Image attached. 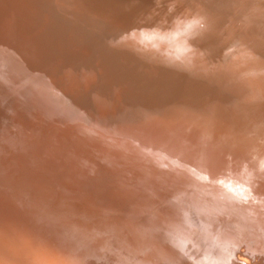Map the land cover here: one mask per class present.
Masks as SVG:
<instances>
[{
    "label": "rangeland",
    "instance_id": "rangeland-1",
    "mask_svg": "<svg viewBox=\"0 0 264 264\" xmlns=\"http://www.w3.org/2000/svg\"><path fill=\"white\" fill-rule=\"evenodd\" d=\"M39 1L0 0V264H264V0Z\"/></svg>",
    "mask_w": 264,
    "mask_h": 264
},
{
    "label": "bare ground",
    "instance_id": "bare-ground-1",
    "mask_svg": "<svg viewBox=\"0 0 264 264\" xmlns=\"http://www.w3.org/2000/svg\"><path fill=\"white\" fill-rule=\"evenodd\" d=\"M26 1H27V0H26ZM31 1L35 2L36 0H31ZM37 1H38V0H37ZM40 1H41V3H42V1L44 2V0H40ZM40 1H39V2H40ZM57 1H58V0H57ZM63 1H64V0H63ZM75 1H76V0H75ZM85 1H86V0H83V2H82V0H81L80 2H79V1H77V2H79V5H80L81 7H83V6L85 5V3H86V6H85V7H87V8H84V7H83V9H87V10H84L85 12L91 10V13H92V14L89 12L91 15H93V13H94V12H92L93 9L96 8L97 11H99L98 8L96 7L97 5H99L100 3H102V5H103V4H104V5L107 4V2H105L106 4L103 2L104 0H102V2H101V0H100V3L97 4V3H98V0H97V3L94 4V5H96V6H94L93 3H94L96 0H95V1L93 0L94 2L91 1V2H93L91 5H93L94 7H92L91 5H90V6H87V5H89V4L91 3L90 0H87L86 2H85ZM105 1H107V0H105ZM117 1H118V0H117ZM126 1H127V0H126ZM131 1H132V0H131ZM140 1H141V0H140ZM143 1H144V0H143ZM151 1H152V0H151ZM157 1H158V0H157ZM230 1H232V0H230ZM234 1H235V0H234ZM39 2H38V3H39ZM46 2H48V4H49V1H48V0H47ZM46 2H45V3H46ZM69 2H70V1H69ZM73 2H74V0H73ZM81 2H82L84 5H83ZM87 2H89V4H87ZM108 2H109V1H108ZM121 2L124 3L123 0H122ZM129 2H130V1H129ZM136 2H137V1H136ZM147 2H148V1H147ZM213 2H214V1H213ZM213 2H212V3H213ZM215 2H216V1H215ZM220 2H222V1H220ZM232 2H233V1H232ZM23 3H26V2H23ZM38 3H37V4H38ZM45 3H44V4L42 3L41 5H44V6L47 5V4H45ZM51 3L54 4L53 7H54V6H55V7H56V6L58 7V5L55 4V3H57L56 1L53 2V0H51ZM109 3H111V2H109ZM109 3H108V4H109ZM131 3H132V2H131ZM131 3H130V4H131ZM145 3H146V0H145L144 4H145ZM230 3H231V2H230ZM233 3H234V2H233ZM26 4H27V3H26ZM31 4H32V3H31ZM37 4H36V5H37ZM57 4H59V2H58ZM61 4H62V2H61ZM64 4H65V3H64ZM71 4H72V3H71ZM73 4H74V3H73ZM81 4H82L83 6H82ZM108 4H107V5H108ZM111 4H112V3H111ZM132 4H133V3H132ZM136 4H137V3H136ZM144 4H142V7H143V8H145ZM146 4H147V3H146ZM146 4H145V5H146ZM149 4H150V2H149ZM185 4H186V3H185ZM225 4H226V2H225ZM263 4H264V3H263ZM34 5H35V4H34ZM34 5H33V6H34ZM39 5H40V4H38V7H39ZM77 5H78V4H77ZM79 5L77 6V7H79V9H77V10H83L82 8H80ZM102 5H99V6H101V8H99V9H101V11H100L101 14H105V12H108V13H109L110 9H109V11H108V9H107V10H105V9L111 7V5L109 4V5H110L109 7L106 5L105 9H104V7H103ZM124 5H125V4H124ZM196 5H197V4H196ZM216 5H217V4H216ZM221 5H222V4H221ZM221 5H220V6H221ZM30 6H31V5H30ZM44 6H42V7L40 6V7L43 8V10H44V9H45ZM65 6H66V5H65ZM67 6H69V4H68ZM72 6H73V5H72ZM113 6H114V5H113ZM113 6H112V8H113ZM139 6H140V8H142L141 5H139ZM218 6H219V5H218ZM224 6H225V5H224ZM25 7H26V6H25ZM27 7H28V5H27ZM47 7H48V5H47ZM50 7H51V6H50ZM57 7H56V9H57ZM61 7H62V6L60 5L59 8H61ZM102 7H103V9H102ZM146 7H147V5H146ZM210 7H211V6H210ZM215 7H216V6H215ZM222 7H223V6H222ZM229 7H230V6H229ZM229 7H228V8H229ZM243 7H244V6H243ZM34 8H36V7H34ZM41 8H40V10H41ZM64 8H65V7H64ZM66 8H67V7H66ZM70 8H71V7H70ZM88 8H91V9L88 10ZM92 8H93V9H92ZM112 8H111V9H112ZM114 8H115V6H114ZM116 8H117V9H116ZM116 8H115L116 10H118V8L120 9L119 6H116ZM133 8H134V7H133ZM135 8H136V7H135ZM135 8L132 9V10H135ZM140 8H136V9L139 10ZM143 8L140 9V10H143V11H144ZM223 8H225V7H223ZM238 8H239V7H238ZM256 8H257V7H256ZM27 9H28V8H27ZM27 9H26V10H27ZM54 9H55V8H54ZM54 9L51 8L49 11L53 10L52 12H53V14H54V11H55ZM115 9H112V10H115ZM196 9H197V8H196ZM249 9H250V8H249ZM26 10H25V11H26ZM36 10L38 11V9H36ZM36 10H34V11H36ZM43 10H42V11H43ZM45 10H47V12L49 13V11H48L47 8H46ZM45 10H44V11H45ZM62 10H63V7H62ZM112 10H111V11H112ZM140 10H139V12H140ZM198 10H199V9H198ZM239 10H240V9H239ZM19 11H20V10H19ZM28 11H29V10H28ZM32 11H33V10H32ZM44 11H43V12H44ZM57 11H58V9H57ZM63 11H64V10H63ZM68 11H71V10H68ZM84 11H83V12H84ZM97 11L95 10V13H96ZM104 11H105V12H104ZM118 11H120V10H118ZM118 11H117V12H118ZM121 11H122V8H121ZM121 11L118 12V14H120ZM123 11H124V10H123ZM123 11H122V12H123ZM127 11H128V12L130 11L131 13L134 14V12L131 11V10H127ZM127 11H125V12H127ZM145 11H146V10H145ZM202 11H204V10H202ZM223 11H224V9H223ZM248 11H249V10H248ZM254 11H255V10H254ZM259 11H260V10H259ZM45 12H46V11H45ZM80 12H81V13H80L81 15L84 14L82 11H80ZM102 12H103V13H102ZM125 12H124V13H125ZM141 12H142V11H141ZM186 12H187V11H186ZM226 12H227V11H226ZM29 13H30V12H29ZM32 13H33V12H32ZM48 13H47V15H49ZM58 13H59V12H58ZM82 13H83V14H82ZM112 13H114V11H112ZM142 13H144V12H142ZM210 13H211V12H210ZM27 14H28V13L26 12V15H27ZM53 14H50L49 17H50V16H56V18H57V15H53ZM55 14H56V13H55ZM59 14H60V13H59ZM61 14H62V13H61ZM61 14H60V15H61ZM65 14H66V13H65ZM65 14H64V15H65ZM76 14H79V11H78V13H76ZM80 14H79V15H80ZM87 14H88V13H87ZM90 14H88L89 16H85V15H84V16H82V18H84V17H88V19H89L90 16H91ZM97 14H98V13H97ZM97 14H96V15H97ZM106 14H107V13H106ZM116 14H117V13H116ZM121 14H122V13H121ZM127 14H128V13H127ZM133 14H132V15H133ZM135 14H136V11H135ZM135 14H134V15H135ZM139 14L141 15V13H138V16H135V17H137V19H135V20L132 19V18H134V17H132V15L130 16L131 18H130L129 16H127V17H129L131 20H130L129 18H127L126 16H125V18H127V19H125L124 17H122V18H124V19L126 20L125 22H124V21H121L122 19H120V18H119L120 20H119V19H118V20L121 21V23L124 22V25H125V26H126V22H127L128 20H129L130 22L133 20V21L135 22L134 24H138V23H136V20H137V22H141V19H140V21H138V20H139V19H138ZM147 14H148V13H147ZM150 14H151V13H150ZM155 14H156V13H155ZM159 14H160V13H159ZM166 14H167V13H166ZM185 14H186V13H185ZM216 14H217V13H216ZM235 14H236V13H235ZM98 15H100V13H99ZM98 15H97V16H98ZM107 15H108V14H107ZM110 15H111V14H110ZM125 15H126V13H125ZM129 15H130V13H129ZM218 15H219V14H218ZM260 15H261V14H260ZM28 16H29V15H28ZM69 16H70V14H69ZM77 16H78V15H77ZM97 16H96V17H97ZM103 16H104V15H102V17H101V16H99V17H101V19L104 20ZM160 16H161V14H160ZM170 16H171V15H170ZM189 16H190V15H189ZM207 16H208V15H207ZM210 16H211V15H210ZM212 16H213V14H212ZM212 16H211V17H212ZM49 17H47V18L49 19ZM58 17H60V16H58ZM80 17H81V16H79V18H78V17H77V18L80 20ZM96 17L94 16V22H97L96 20H97L98 17H97V18H96ZM104 17H105V16H104ZM112 17H113V16H112ZM114 17H115V16H114ZM116 17H117V15H116ZM141 17H142V16H141ZM204 17H205V16H204ZM211 17H210V18H211ZM220 17H221V16H220ZM220 17H219V18H220ZM45 18H46V17H45ZM47 18H46V19H47ZM56 18H54L53 20H55ZM82 18H81V19H82ZM91 18H92V16H91ZM153 18H154V17H153ZM172 18H173V17H172ZM67 19H68V18H67ZM85 19H87V18H85ZM95 19H96V20H95ZM99 19H100V18H98V21H99ZM101 19H100V21H103V20H101ZM112 19H113V18H112ZM112 19H111V20H112ZM208 19H209V18H208ZM212 19H213V18H212ZM212 19H211V20H212ZM51 20H52V19H51ZM79 20H78V21H79ZM82 20H84V19H82ZM82 20H80V21H82ZM109 20H110V19H109ZM109 20H107V21H109ZM151 20H152V19H151ZM246 20H247V19H246ZM30 21H31V22H28V23L31 24L33 21H32V20H30ZM48 21H49V20H48ZM56 21H57V19L55 20V22H56ZM85 21H86V20H85ZM85 21H83V22H81V23L83 24ZM89 21H90V19H89ZM92 21H93V20H92ZM100 21H99V22H100ZM105 21H106V19H105ZM105 21H103V24H102L101 26H105V25H104ZM107 21H106V22H107ZM129 21H128L127 24H128V25H130V24L132 25L133 21H132V23H130ZM153 21H154V20H153ZM159 21H160V20H159ZM173 21H174V20H173ZM209 21H210V19H209ZM215 21H216V20H215ZM59 22H60V21L58 20V23H59ZM70 22H71V21H70ZM74 22H75V21H74ZM149 22H150V21H149ZM253 22H254V21H253ZM77 23H78V22H77ZM79 23H80V22H79ZM81 23H80V24H81ZM87 23H89V22H87ZM92 23H93V22H92ZM97 23H98V22H97ZM107 23H108V22H107ZM117 23H118V22H117ZM119 23H120V22H119ZM119 23H118V25H119ZM129 23H130V24H129ZM141 23H142V22H141ZM210 23H211V22H210ZM61 24H62V23H61ZM80 24H79V25H80ZM99 24H101V22H100ZM109 24H110V22H109ZM115 24H116V22H115ZM134 24H133V26H134ZM208 24H209V23H208ZM236 24H237V23H236ZM28 25H29V24H28ZM55 25H56V24H55ZM59 25H60V23H59ZM72 25H73V24H72ZM74 25H75L74 28H75V31H76V32H78L77 30H78L79 27H80V28H81V27L83 28V25L79 26L78 28H76V24H74ZM91 25H92V24H90V26H91ZM106 25H108V24H106ZM113 25H114V24H113ZM122 25H123V24H122ZM233 25H234V24H233ZM66 26H67V25H66ZM70 26H71V25H70ZM84 26H86V27L89 28V24L86 25V24L84 23ZM92 26H93V27H90V28H92V30H93V28H95L96 26H98L99 29H100V25H97L96 23H95V25L93 24ZM116 26H117V24H116ZM116 26H115V27H114V26H113V27L111 26V27L114 28V29L116 28V30H114V31L119 30V27H120V26H118V29H117ZM133 26H131V27H133ZM137 26H138V25H137ZM140 26H142V25H139L138 27H140ZM178 26H179V25H178ZM205 26H206V25H205ZM244 26H245V25H244ZM250 26H251V25H250ZM49 27H50V26H49ZM56 27H57V25H56ZM59 27L62 28V27H65V26H61V25H60ZM86 27H84V28L86 29ZM98 27H97V28H98ZM105 27H106V26H105ZM131 27L128 29V26H127V27H126V28H127L126 30H132ZM200 27H201V26H200ZM242 27H243V26H242ZM254 27H256V26H254ZM72 28H73V27H72ZM80 28H79V33H77L76 36H78V35L80 34V32H81V31H80ZM84 28H83V29H84ZM97 28H96V31L94 30L95 32H97ZM103 28H104V27H103ZM107 28H108V30L111 29V31H112V28H110V26H108ZM120 28H121V27H120ZM122 28L124 29L125 27L122 26ZM140 28H141V27H140ZM171 28H172V27H171ZM181 28H182V27H181ZM206 28H207V27H206ZM210 28H211V27H210ZM257 28H258V26H257ZM56 29H57V28H56ZM64 29H65V28H64ZM83 29H81V30H83ZM85 29H84V30H85ZM99 29H98V30H99ZM101 29H102V28H101ZM101 29H100V31H101ZM133 29H134V27H133ZM135 29H136V31H137V29H138V28L136 27V25H135ZM151 29H152V28H151ZM168 29H169V28H168ZM200 29H201V28H200ZM232 29H233V28H232ZM245 29H246V28H245ZM57 30H58V29H57ZM65 30L67 31V29H65ZM84 30H83L82 32H84ZM86 30L90 31L89 29H86ZM86 30H85V31H86ZM102 30H103V29H102ZM105 30L107 31V29H104V31H102V33H103L102 35H105V33H106ZM142 30H143V29H142ZM142 30H141V31H142ZM155 30H156V29H155ZM178 30H179V29H178ZM182 30H183V29H182ZM257 30H258V29H257ZM58 31H60V30H58ZM72 31H73V29H72ZM88 31H87L86 33H88ZM123 31H124V30H123ZM133 31H135V30H132V33H131V34H134V33H135V32H133ZM156 31H157V30H156ZM183 31H184V30H183ZM183 31H182V32H183ZM258 31H259V30H258ZM260 31H261V30H260ZM90 32H93V31H90ZM90 32H89V33H90ZM104 32H105V33H104ZM112 32H113V31H112ZM138 32H139V30H138ZM165 32H166V31H165ZM171 32H174V31H171ZM179 32H180V31H179ZM184 32H185V31H184ZM186 32H187V31H186ZM188 32H189V31H188ZM193 32H194V31H193ZM219 32H220V31H219ZM70 33H73V32H70ZM86 33L84 32L83 34H86ZM100 33H101V32H100ZM129 33H130V32H129ZM136 33H137V32H136ZM139 33H140V32H139ZM176 33H177V32H176ZM202 33H203V31H202ZM256 33H257V32H256ZM262 33H263V32H262ZM60 34H61V33H60ZM83 34H81V35H83ZM95 34H96V33H95ZM106 34H107L108 36L105 35V38H106V39L104 38L103 41H104V40H108L109 37L111 38V35L109 36V33H106ZM110 34H112V33H110ZM143 34H144V32H143ZM165 34H166V33H165ZM177 34H178V33H177ZM180 34H181V32H180ZM72 35H73V34H72ZM74 35H75V32H74ZM81 35H80V36H81ZM86 35H87V34H86ZM86 35H83L84 38H86ZM93 35H94V32H93ZM102 35H101V36H102ZM112 35H113V34H112ZM147 35H148V34H147ZM174 35H175V33H174ZM183 35H184V34H183ZM188 35H189V34H188ZM69 36H70V35H69ZM90 36H92V35H90ZM116 36H118V35H116ZM138 36H139V34H138ZM144 36H145V35H144ZM193 36H194V35H193ZM196 36H197V35H196ZM216 36H217V35H216ZM257 36H258V35H257ZM44 37H45V36H44ZM59 37H60V36H59ZM59 37H58V38H59ZM73 37H74V36H73ZM103 37H104V36H102V38H103ZM107 37H108V38H107ZM112 37H114V35H113ZM120 37H121V36H120ZM174 37H175V36H174ZM178 37H179V34H178ZM184 37H185V36H184ZM233 37H234V36H233ZM42 38H43V37H42ZM70 38H71V37H70ZM82 38H83V37H82ZM84 38H83V41H84ZM88 38H89V37H88ZM91 38H92V37H90V40H91ZM99 38H100V37H99ZM114 38H115V37H114ZM230 38H231V37H230ZM73 39H75V37H74ZM76 39H78V37H76ZM76 39H75V40H76ZM86 39H87V38H86ZM92 39H93V38H92ZM111 39H112V38H111ZM111 39H109V40H111ZM115 39L118 40L117 38H115ZM115 39H114V41H115ZM173 39H174V38H173ZM177 39H180V38H177ZM177 39H176V40H177ZM210 39H211V38H210ZM235 39H236V37H235ZM237 39H238V38H237ZM261 39H262V37H261ZM49 40H50V39H49ZM79 40H80V39H79ZM109 40H108V41H109ZM176 40H175V41H176ZM191 40H192V39H191ZM218 40H220V39H218ZM227 40H228V39H227ZM248 40H249V39H248ZM251 40H253V39H251ZM263 40H264V39H263ZM263 40H262V41H263ZM72 41H73V40H72ZM77 41H78V40H77ZM83 41L81 40V42H83ZM87 41H88V40H86L85 42L87 43ZM92 41H94L93 44H95V42H96V41H99V40H96V41H95V40L93 39ZM108 41H107V42H108ZM124 41H125V40H124ZM134 41H135V40H134ZM182 41H183V39H182ZM198 41H199V40H198ZM225 41H226V40H225ZM238 41H239V40H238ZM65 42L67 43L66 40H65ZM75 42H76V41H75ZM105 42H106V41H105ZM105 42H102V44H104ZM118 42H119V40H118ZM137 42H138V41H137ZM170 42H172V41H170ZM195 42H196V41H195ZM204 42H205V41H204ZM216 42H217V41H216ZM230 42H231V41H230ZM234 42H235V41H234ZM83 43H84V42H83ZM86 43H84V44H86ZM98 43H99V45H100L101 42H97V45H98ZM113 43H114V42H113ZM132 43H133V42H132ZM176 43H177V42H176ZM183 43H185V42H182V45H184ZM76 44H77V43H76ZM79 44H80V42H79ZM81 44H82V43H81ZM81 44H80V46H81ZM89 44H90V42L87 44L90 48H93V49L96 50L95 47H96L97 45H96L95 47H94V45H93V47H92V45L90 46ZM118 44L121 45L120 42H119ZM118 44H117V41H116L115 46L117 47ZM149 44H150V43H149ZM180 44H181V43H180ZM248 44H250V42H249ZM263 44H264V43H263ZM104 45H105V44H104ZM104 45H103V46H104ZM107 45H109V44H107ZM145 45H146V44H145ZM151 45H152V44H151ZM185 45H186V43H185ZM187 45H188V44H187ZM187 45H186V47H187ZM190 45H191V44H190ZM215 45H216V44H215ZM232 45H233V44H232ZM241 45H242V44H241ZM255 45H256V44H255ZM100 46H102V45H100ZM103 46L101 47L102 50H100V52L103 51ZM121 46H122V47H121ZM121 46H120V49L118 48L120 51H121L123 48H125L124 46H126V45H123V44H122ZM179 46H180V45H179ZM217 46H218V45H217ZM222 46H223V44H222ZM249 46H250V45H249ZM39 47H40V46H39ZM39 47H38V48H39ZM42 47H43V46H42ZM82 47H85V46H82ZM109 47H110V46H109ZM116 47H114V48L116 49ZM167 47H168V46H167ZM176 47H178V46H176ZM101 48H99V49H101ZM106 48H107V47H106ZM121 48H122V49H121ZM141 48H142V47H141ZM179 48H180V47H179ZM192 48H193V47H192ZM201 48H202V47H201ZM212 48H213V47H212ZM239 48H240V47H239ZM36 49H37V48H36ZM80 49H81V48H80ZM93 49H92V50H93ZM97 49H98V47H97ZM108 49H109V48H108ZM111 49H113V48H111ZM118 49H116V50H118ZM127 49H128V47H127ZM130 49H131V48H130ZM176 49H178V48H176ZM216 49H217V48H216ZM236 49H237V47H236ZM236 49H234V50H236ZM82 50H83V48H82ZM86 50H87V49H86ZM88 50H89V48H88ZM105 50H107V49H105ZM116 50H114V52H115ZM171 50H172V49H171ZM229 50H230V49H229ZM254 50H255V49H254ZM39 51H41V50H39ZM83 51H84V50H83ZM90 51H91V49H90ZM93 51H94V50H93ZM97 51H98V50H97ZM97 51H96V52H97ZM122 51H123V52H122ZM122 51H121L122 53L126 52V51H124V50H122ZM153 51H154V50H153ZM188 51H189V50H188ZM188 51H186V52H188ZM190 51H191V50H190ZM210 51H211V50H210ZM221 51H222V50H221ZM221 51H220V52H221ZM246 51H247V50H246ZM44 52H45V51H44ZM70 52H71V51H70ZM75 52H76V51H75ZM84 52H85V51H84ZM94 52H95V51H94ZM100 52H99V53H100ZM116 52H117V53H116ZM116 52H115V53H116L117 55L121 53V52L118 53V51H116ZM127 52H128V51H127ZM166 52H167V51H166ZM170 52H171V51H170ZM181 52L184 53L183 51H181ZM186 52H185V53H186ZM193 52H194V51H193ZM198 52H199V51H197V53H198ZM201 52H202V51H201ZM236 52H241V51L237 50ZM236 52H234L235 55H236ZM38 53H39V52H38ZM76 53H78V51H77ZM99 53L96 54V55H97V56H98V55H101V57H102V54H104V53H106V52L104 51V53H102V54H99ZM109 53H110V52H108V54H105V55L108 56V55H110ZM111 53H112V52H111ZM115 53H114V55L111 54V56H114V58H115V56H116ZM122 53H121V54H122ZM179 53H180V52H179ZM182 53H181V55H184V54H185V53H184V54H182ZM189 53H190V52H189ZM194 53H195V52H194ZM194 53H193V54H194ZM216 53H217V52H216ZM221 53H222V52H221ZM232 53H233V52H231V55L234 56V54H232ZM79 54H80V53H79ZM92 54H93V53H91V56H92ZM121 54H120V55H121ZM125 54H128V53H125ZM157 54H158V53H157ZM186 54H187V53H186ZM211 54H212V53H211ZM211 54H210L209 57L212 59ZM238 54H239V53H238ZM73 55H74V54H73ZM75 55H76V54H75ZM82 55H83V54H82ZM86 55H87V54H86ZM93 55H94V57H93V56H92V57L95 58V57H96L95 54H93ZM123 55H124V54H122V56H123ZM170 55H171V54H170ZM187 55H188V54H187ZM187 55H186V56H187ZM196 55H197V54H196ZM199 55H200V54H199ZM240 55H241V54H240ZM37 56H38V55H37ZM89 56H90V55H89ZM103 56H104V55H103ZM111 56H110V57H111ZM126 56H127V55H126ZM126 56H123V57H125V58L128 57V58H129V56H127V57H126ZM167 56H169V54L166 55V57H167ZM191 56H193V55H191ZM203 56H204V55H203ZM207 56H208V55H207ZM212 56H213V58L215 57L214 54H213ZM217 56H218V55H217ZM217 56H216V58H218V57L220 58V53H219V56H218V57H217ZM221 56H222V54H221ZM225 56H226V55H225ZM78 57H79V56H78ZM83 57L85 58V56H83ZM104 57H105V56H104ZM120 57H121V56H120ZM120 57H119V55H118V57H117L118 60H119ZM123 57H122V59H124ZM132 57H133V56H132ZM135 57H136V56H135ZM163 57H164V56H163ZM172 57H173V56H172ZM187 57H188V56H187ZM235 57H236V56H235ZM63 58H64V57H63ZM69 58H70V57H69ZM87 58H88V57H87ZM90 58H91V57H90ZM102 58H103V57H102ZM108 58H109V57H108ZM108 58H106V59H107V60H112V59H108ZM111 58H113V57H111ZM128 58H127V59H128ZM151 58H152V57H151ZM164 58H165V57H164ZM169 58H170V57H169ZM179 58H180V57H179ZM195 58H196V57H195ZM210 58H208V59H210ZM227 58H228V56H227ZM227 58H226V59H227ZM230 58H232V57L229 56L228 59H230ZM239 58H240V57H239ZM243 58H244V57H243ZM91 59H92V58H91ZM141 59H142V58H141ZM146 59H147V58H146ZM183 59H184V58H182V60H183ZM198 59H200V58H198ZM208 59L206 58V60H208ZM226 59L224 60V62H226ZM228 59H227V62L231 61V60L228 61ZM237 59H238V58H237ZM78 60H80V59H78ZM104 60H105V59H104ZM114 60H115V59H114ZM118 60H117V61H118ZM120 60H121V59H120ZM167 60H168V57H167ZM193 60H194V59H193ZM202 60H203V59H202ZM214 60H215V59H214ZM216 60H217V59H216ZM64 61H65V60H64ZM88 61H89V59H88ZM92 61H93V60H92ZM135 61H136V60H135ZM140 61H141V60H140ZM144 61H145V60H144ZM170 61H171V60H169V62H170ZM172 61H173V60H172ZM190 61H191V60H190ZM210 61H212V60H210ZM218 61H219V64H221V63L224 64V62H220V61H223V60L220 59V60H218ZM80 62H81V61H80ZM108 62H109V61H108ZM112 62H113V60H112ZM159 62H160V61H159ZM183 62L185 63V61H183ZM183 62H182V64H184ZM204 62H205V61H204ZM208 62H209V61H208ZM213 62H215V63H213ZM213 62H212L211 64L215 65L217 61H213ZM101 63H102V62H101ZM109 63H110V62H109ZM109 63H108V65H109ZM117 63H118V62H117ZM120 63H121V62H120ZM129 63H131V62H129ZM129 63H128V65H129ZM171 63H172V62H171ZM193 63H194V62H193ZM197 63H198V62H197ZM202 63H203V62H202ZM229 63H231V62H229ZM229 63H226V64H229ZM240 63H241V62H240ZM94 64H95V63H94ZM143 64H144V63H143ZM147 64H148V63H147ZM149 64H150V63H149ZM164 64H165V63H164ZM166 64H167V63H166ZM186 64H187V63H186ZM186 64H184V66H185ZM204 64H207V63L205 62ZM223 64H222V65H223ZM87 65H88V64H87ZM153 65H154V63H153ZM160 65H162V64L160 63ZM160 65H159V66H160ZM175 65H176V64H175ZM187 65H188V64H187ZM189 65H190V64H189ZM200 65H201V64H199V66H200ZM213 65H212V66H213ZM232 65H233V64H232ZM118 66H119V65H118ZM120 66H121V65H120ZM124 66H125V65H124ZM124 66H123V67H124ZM147 66H148V65H147ZM147 66H146V67H147ZM149 66H151V65H149ZM165 66H166V65H165ZM170 66H171V64H170ZM179 66H180V64L178 65V67H179ZM184 66H183V67H184ZM192 66H193V65H192ZM215 66H216V65H215ZM224 66H226V65L224 64L223 67H224ZM227 66H228V65H227ZM82 67H84V65H83ZM103 67H104V66H103ZM146 67H145V68H146ZM156 67H157V66H156ZM163 67H164V65H163ZM171 67L173 68V64H172ZM175 67H176V66H175ZM185 67H186V66H185ZM187 67H188V66H187ZM189 67H191V66H189ZM195 67H196V66H195ZM197 67H198V65H197ZM204 67H205V66H204ZM210 67H211V66H210ZM220 67H222V66H220ZM233 67H234V66H233ZM117 68H118V67H117ZM167 68H168V67H167ZM200 68H201V67H200ZM115 69H116V68H115ZM131 69H132V68H131ZM146 69H147V68H146ZM149 69H150V68H149ZM155 69H156V68H155ZM168 69L170 70V68H168ZM182 69H183V68H182ZM184 69H186V68H184ZM189 69H190V68H189ZM205 69H207V71L209 70L208 67L205 68ZM215 69H216V68H215ZM227 69H228V68H227ZM151 70H152V69H151ZM165 70H166V69H165ZM178 70H179V68H178ZM200 70H201V69H200ZM200 70H199V72H200ZM202 70H203V69H202ZM219 70H220V69H219ZM228 70H229V69H228ZM234 70H235V69H234ZM257 70H258V69H257ZM122 71H123V70H122ZM171 71H172V70H171ZM174 71H175V70L173 69V72H174ZM212 71H213V70H212ZM214 71H215V70H214ZM224 71H225V70H224ZM226 71H227V70H226ZM254 71H255V70H254ZM254 71H253V72H254ZM262 71H263V70H262ZM123 72H124V71H123ZM134 72H135V71H134ZM143 72H144V71H143ZM143 72H142V74H143ZM146 72H148V71H146ZM149 72H150V70H149ZM167 72H168V71H167ZM177 72H178V71H177ZM180 72H181V71H180ZM210 72H211V71H210ZM234 72H235V71H234ZM160 73H161V72H160ZM174 73H175V72H174ZM174 73H173V74H174ZM188 73H189V72H188ZM227 73H229V72H227ZM257 73H259V72H257ZM260 73H261V72H260ZM118 74H119V73H118ZM122 74H123V73H122ZM125 74H126V73H125ZM140 74H141V73H140ZM151 74H152V72H151ZM169 74H170V73H169ZM173 74H172V76H173ZM182 74H184V73H182ZM204 74H205V73H204ZM212 74H213V73H212ZM123 75H124V74H123ZM138 75H139V74H138ZM194 75H195V74H194ZM206 75H207V74H206ZM217 75H218V74H217ZM220 75H222V74H220ZM226 75H227V74H226ZM226 75H225V76H226ZM256 75H257V74H256ZM259 75H260V74H259ZM167 76H168V75H167ZM176 76H177V75H176ZM201 76H202V75H201ZM207 76H208V75H207ZM213 76H214V75H213ZM230 76H231V75H230ZM232 76H233V75H232ZM238 76H239V75H238ZM261 76H262V75H261ZM118 77H119V75H118ZM120 77H121V76H120ZM164 77H165V76H164ZM205 77H206V76H205ZM154 78H155V77H154ZM159 78H160V76H159ZM180 78H181V77H180ZM182 78H183V75H182ZM211 78H212V77H211ZM213 78H214V77H213ZM213 78H212V79H213ZM215 78H216V77H215ZM219 78H220V77H219ZM221 78H223V77L221 76ZM168 79H169V77H168ZM174 79H175V78H174ZM206 79H207V78H206ZM212 79H210V80H212ZM223 79H224V78H223ZM225 79H226V78H225ZM227 79H228V78H227ZM263 79H264V78H263ZM119 80H120V79H119ZM161 80H162V79H161ZM166 80H167V79H166ZM166 80H165V81H166ZM184 80H185V79H184ZM208 80H209V79H208ZM210 80H209V82H210ZM217 80H218V79H217ZM219 80H221V79H219ZM240 80H241V79H240ZM242 80H243V79H242ZM248 80H249V79H248ZM257 80H258V79H257ZM170 81H171V80H170ZM172 81H173V80H172ZM177 81H178V80H177ZM187 81H188V80H187ZM199 81H200V79H199ZM162 82H163V81H162ZM162 82H160V83H162ZM175 82H176V81H175ZM175 82H174V83H175ZM178 82H179V81H178ZM181 82H182V81H181ZM183 82H184V81H183ZM203 82H204V80H203ZM211 82H212V81H211ZM217 82H218V81H217ZM217 82H216V84H217ZM222 82H223V81H222ZM115 83H116V82H115ZM153 83L155 84V82H153ZM164 83H165L164 85L166 86L169 82L167 83V81H166V82H164ZM166 83H167V84H166ZM196 83H197V82H196ZM199 83H200V82H199ZM224 83H225V82H224ZM231 83H232V82H231ZM234 83H236V82H234ZM246 83H247V82H246ZM262 83H263V82H262ZM150 84H151V83H150ZM158 84H159V83H158ZM180 84H181V83H180ZM186 84H187V83H185V85H186ZM208 84H209V83H208ZM240 84H241V83H240ZM254 84H255V83H253L252 85H254ZM258 84H260L259 81H258ZM169 85H170V84H169ZM181 85H182V84H181ZM210 85H211V84H210ZM219 85H220V84H219ZM262 85H263V84H262ZM149 86H150V85H149ZM149 86H148V87H149ZM165 86H163L162 88H164ZM170 86H171V85H170ZM170 86H169V87H170ZM198 86H199V85H198ZM237 86H238V85H237ZM244 86H247V85H243V87H244ZM256 86H257V85H256ZM104 87H106V86L103 84V89L106 91V88H104ZM213 87H215V86L213 85ZM213 87H211V88H213ZM220 87H221V86H220ZM226 87H227V86H226ZM241 87H242V86H241ZM124 88H125V87H124ZM158 88H159V87H158ZM167 88H168V85H167ZM167 88H164V89H167ZM176 88H177V87H176ZM179 88H180V87H179ZM192 88H193V87H192ZM192 88H191V90H192ZM205 88H206V87H205ZM258 88H259V86H258ZM258 88H256V90H257ZM263 88H264V86H263ZM99 89H100V88H99ZM150 89H151V88H150ZM153 89H154V88H153ZM160 89H161V87H160ZM168 89H170V88H168ZM201 89H202V86H201ZM214 89H215V88H214ZM253 89H255V88H253ZM203 90H204V88H203ZM209 90H210V89H209ZM216 90H217V89H216ZM249 90H251V89H249ZM259 90H260V89H259ZM261 90H262V89H261ZM261 90H260V92H261ZM135 91H136V90H135ZM152 91H153V90H152ZM165 91H168V90H165ZM175 91H176V90H175ZM178 91H179V90H178ZM238 91H239V90H238ZM241 91H242V90H241ZM251 91H252V90H251ZM99 92H100V91H99ZM107 92H108V91H107ZM121 92H122V91H121ZM133 92H134V91H133ZM153 92H154V91H153ZM222 92H223V91H222ZM242 92H243V91H242ZM258 92H259V91H258ZM258 92H257V94H258ZM40 93H41V92H40ZM156 93H157V92H156ZM164 93H166V92H164ZM179 93H180V92H179ZM195 93H196V92H195ZM215 93H216V92H215ZM236 93H237V92H236ZM240 93H241V92H240ZM252 93H254V92H252ZM95 94H96V93H95ZM147 94H148V93H147ZM152 94H153V93H152ZM204 94H205V92H204ZM244 94H245V93H244ZM246 94H247V93H246ZM248 94H250V93H248ZM261 94H263V92H261ZM40 95H41V94H40ZM149 95H150V97H151V93H150ZM153 95H154V94H153ZM200 95H201V94H200ZM206 95H207V94H206ZM228 95H229V94H228ZM237 95H238V94H237ZM50 96H51V95H50ZM142 96H143V95H142ZM208 96H209V95H208ZM216 96H217V95H216ZM238 96H239V95H238ZM251 96H253V95H251ZM260 96H261V95H260ZM34 97H35V96H34ZM139 97H140V95H139ZM145 97H146V96H145ZM147 97H148V96H147ZM163 97H164V96H163ZM205 97H206V96H205ZM217 97H218V96H217ZM235 97H236V96H235ZM257 97H259V96H257ZM40 98H41V97H40ZM40 98H39V99H40ZM137 98H138V97H136V99H137ZM143 98H144V97H143ZM164 98H165V97H164ZM164 98H163V99H164ZM166 98H167V97H166ZM166 98H165V99H166ZM207 98H208V97H207ZM150 99H151V98H149V100H150ZM185 99H186V98H185ZM198 99H199V98H198ZM234 99H235V98H234ZM262 99H263V98H262ZM108 100H109V99H108ZM169 100H170V99H169ZM193 100H194V99H193ZM204 100H205V99H204ZM237 100H238V99H237ZM137 101H138V100H137ZM144 101H146V100L144 99ZM191 101H192V100H191ZM191 101H190V102H191ZM195 101H197V100H195ZM195 101H194V103H195ZM256 101H257V100H256ZM131 102H132V101H131ZM142 102H143V100H142ZM146 102L150 103L151 101H148V100H147ZM154 102L156 103V101H154ZM154 102H153V107H154V104H155ZM158 102H159V101H157V103H158ZM190 102H188V103H189L190 106H192V105L190 104ZM215 102H216V101H215ZM128 103H129V102H128ZM148 103H147V105H148ZM192 103H193V101H192ZM134 104H135V103H134ZM141 104H142V103H141ZM144 104H145V103H144ZM159 104H160V103H159ZM181 104H182V103H181ZM229 104H230V103H229ZM79 105H80V104H79ZM59 106H60V105H59ZM162 106H163V105H162ZM187 106H188V105H187ZM187 106H186V108L189 107V106H188V107H187ZM142 107H143V106H142ZM144 107H146V106H144ZM147 107H149V105H148ZM147 107H146V108H147ZM155 107H156V104H155ZM155 107H154V109H156V111H157V109H158L157 107H158V106H157L156 108H155ZM160 107H161V106H160ZM160 107H159V109H160ZM192 107H193V106H192ZM44 108H45V107H44ZM131 108H132V107H131ZM138 108H139V107H138ZM149 108H150V107H149ZM151 108H152V107H151ZM162 108H163V107H162ZM190 108H191V107H190ZM132 109H133V108H132ZM140 109H141V108H140ZM143 109H144V108H143ZM152 109H153V108H152ZM56 111H57V109H56ZM131 111H132V110H131ZM133 111H134V110H133ZM153 111H154V110H153ZM158 111H159V110H158ZM123 112L125 113V111H123ZM127 112H128V111H127ZM138 112H139V111H138ZM141 112H142V111H141ZM151 112H152V110H151ZM160 112H162V109H161ZM154 113H155V111H154ZM154 113H153V114H154ZM158 113H159V112H158ZM131 114H132V112H131ZM148 114H149V113H148ZM150 114H151V113H150ZM155 114H156V113H155ZM155 114H154V115H155ZM122 115H123V114H122ZM122 115H121V116H122ZM143 115H144V114H143ZM154 115H150V116H154ZM145 116H146V115H145ZM145 116H144V117H145ZM150 116H148V117H150ZM156 116H157V115H156ZM139 117H140V116H139ZM144 117H143V118H144ZM154 117H155V116H154ZM160 117H161V116H160ZM66 118H67V117H66ZM129 118H130V117H129ZM132 118H133V117H132ZM158 118H159V117H158ZM170 118H171V117H170ZM177 118H178V117H177ZM177 118H176V120H177ZM181 118H182V117H181ZM55 119H56V118H55ZM60 119H61V118H60ZM101 119H102V118H101ZM127 119H128V118H127ZM136 119H137V118H136ZM152 119H153V118H152ZM154 119H155V118H154ZM161 119H162V118H161ZM187 119H188V118H187ZM45 120H46V119H45ZM86 120H87V119H86ZM116 120H117V119H116ZM119 120H121V119H119ZM144 120H146V119H144ZM144 120H143V121H144ZM147 120H148V119H147ZM149 120H150V119H149ZM179 120H180V119H179ZM182 120H183V118H182ZM184 120H186V119H184ZM190 120H191V119H190ZM62 121H63V120H62ZM94 121H95V120H94ZM117 121H118V120H117ZM117 121H116V122H117ZM128 121H129V120H128ZM150 121H151V120H150ZM157 121H158V120H157ZM159 121H160V120H159ZM159 121H158V123H159ZM172 121H173V120H172ZM172 121L170 120V122H172ZM177 121H178V120H177ZM191 121H192V120H191ZM59 122H60V121H59ZM76 122H77V121H76ZM103 122H104V121H103ZM116 122H115V123H116ZM126 122H127V121H126ZM134 122H136V121H134ZM138 122H139V121H138ZM138 122H137V123H138ZM180 122H181V124L183 123L182 121H180ZM203 122H204V121H203ZM60 123H61V122H60ZM106 123H107V122H106ZM110 123H111V122H110ZM120 123H121V122H120ZM123 123H124V122H123ZM132 123H133V122H132ZM132 123H131V124H132ZM139 123H140V122H139ZM144 123H145V122H144ZM153 123H154V122H153ZM184 123H185V122H184ZM187 123H188V122H187ZM125 124H126V123H125ZM161 124H162V123H161ZM167 124H169V122H168ZM89 125H90V124H89ZM105 125H106V124H105ZM171 125H172V124H171ZM82 126H83V125H82ZM156 126H157V125H156ZM173 126H174V125H173ZM177 126H178V125H177ZM177 126H176V127H177ZM106 127H108V126H106ZM128 127H129V126H128ZM87 128H88V127H87ZM129 128H130V127H129ZM138 128H139V127H138ZM138 128H137V129H138ZM167 128H168V127H167ZM167 128H166V129H167ZM174 128H175V127H174ZM174 128H173V129H174ZM85 129H86V128H85ZM168 129L170 130L171 128H168ZM176 129H177V128H176ZM181 129H182V128H181ZM80 130H81V128H80ZM80 130H79V131H80ZM90 130H91V129H90ZM108 130H109V129H108ZM110 130H111V129H110ZM140 130H141V129H140ZM200 130H201V129H200ZM204 130H205V129H204ZM94 131H95V130H94ZM104 131H105V130H104ZM159 131H160V130H159ZM164 131H165V129H164ZM170 131H171V130H170ZM172 131H173V130H172ZM174 131H175V130H174ZM69 132H70V131H69ZM83 132H84V131H83ZM105 132H106V131H105ZM107 132H108V131H107ZM115 132H116V131H115ZM138 132H139V131H138ZM178 132H179V131H178ZM204 132H205V131H204ZM81 133H82V132H81ZM89 133H91V132H89ZM110 133H111V132H110ZM110 133H109V135H110ZM113 133H114V131H113ZM118 133H119V132H118ZM147 133H148V132H147ZM69 134H70V133H69ZM114 134H115V133H114ZM135 134H136V133H135ZM135 134H134V136H135ZM167 134H168V133H167ZM170 134H171V133H170ZM72 135H73V134H72ZM80 135H81V134H80ZM118 135L120 136V134H118ZM122 135H123V134H122ZM137 135H138V134H137ZM172 135H173V134H172ZM179 135H180V134H179ZM192 135H193V134H192ZM194 135H195V134H194ZM196 135H197V134H196ZM248 135H249V134H248ZM82 136H84V134H83ZM82 136H81V138H82ZM145 136H146V135H145ZM159 136H160V135H159ZM201 136H202V135H201ZM250 136H251V135H250ZM74 137H75V136H74ZM125 137H126V136H125ZM132 137H133V136H132ZM135 137H136V136H135ZM135 137H134V138H135ZM173 137L175 138V136H173ZM173 137H172V138H173ZM204 137H206V135H205ZM78 138H79V137H78ZM83 138H84V137H83ZM95 138H96V137H95ZM147 138H148V137H147ZM155 138H156V137H155ZM174 138H173V141H174ZM177 138H178V137H177ZM221 138H222V137H221ZM227 138H228V137H227ZM246 138H247V136H246ZM74 139H75V138H74ZM160 139H161V138H160ZM198 139H199V138H198ZM205 139H206V138H205ZM247 139H248V138H247ZM247 139H246V141H247ZM80 140H81V139H80ZM85 140H86V139H85ZM94 140H95V139H94ZM167 140H168V138H167ZM169 140H170V139H169ZM171 140H172V139H171ZM202 140H203V139H202ZM222 140L224 141V137H223ZM75 141H76V140H75ZM87 141H88V140H87ZM95 141H96V140H95ZM199 141H200V139H199ZM248 141H249V140H248ZM81 142H82V141H81ZM91 142H92V141H91ZM118 142H119V141H118ZM215 142H216V141H215ZM237 142H240V141H237ZM243 142H244V141H243ZM250 142H251V141H250ZM79 143H80V142H79ZM98 143H99V142H98ZM170 143H171V142H170ZM207 143H208V142H207ZM240 143H241V142H240ZM116 144H117V143H116ZM126 144H127V143H126ZM144 144H145V143H144ZM183 144H185V143H183ZM212 144H213V143H212ZM212 144H211V145H212ZM216 144H217V143H216ZM223 144L226 145V143H223ZM223 144H222V145H223ZM244 144H245V143H244ZM247 144H248V143H247ZM87 145H88V144H87ZM96 145H97V144H96ZM166 145L168 146L169 144H166ZM175 145H176V144H175ZM198 145H200V144L198 143ZM202 145H203V144H202ZM202 145H201V146H202ZM218 145H219V144H218ZM236 145H237V144H236ZM82 146H83V145H82ZM84 146H85V145H84ZM98 146H100V145H98ZM101 146H102V145H101ZM120 146H121V145H120ZM161 146H162V145H161ZM167 146H166V147H167ZM170 146H171V145H170ZM204 146H205V145H204ZM247 146H248V145H247ZM249 146H250V144H249ZM249 146H248V147H249ZM0 147H1V146H0ZM90 147H91V146H90ZM106 147H107V146H106ZM127 147H128V146H127ZM159 147H160V146H159ZM253 147H254V146H253ZM253 147H252V148H253ZM91 148H93V147H91ZM98 148H99V147H98ZM170 148H171V147H170ZM203 148H204V147H203ZM255 148H257V147H255ZM258 148H259V147H258ZM110 149H111V148H110ZM130 149H131V148H130ZM160 149H163V148H160ZM166 149H168V148H166ZM171 149H172V148H171ZM259 149H260V148H259ZM97 150H98V149H97ZM104 150H106V149H104ZM104 150H101V151H104ZM155 150H156V148H155ZM168 150H169V149H168ZM187 150H188V149H187ZM212 150H213V149H212ZM246 150H248V149H246ZM246 150H245V151H246ZM92 151H93V150H92ZM94 151H95V150H94ZM174 151H175V150H174ZM208 151H209V150H208ZM250 151H251V150H250ZM253 151H254V150H253ZM255 151H256V150H255ZM99 152H100V151H99ZM104 152H105V151H104ZM106 152H109V151H106ZM140 152H141V151H140ZM109 153H110V152H109ZM146 153H147V152H146ZM168 153H169V151H168ZM179 153H180V152H179ZM207 153H208V152H207ZM209 153H210V152H209ZM245 153H246V152H245ZM262 153H263V152H262ZM90 154H91V153H90ZM92 154H93V152H92ZM171 154H172V152H171ZM177 154H178V152H177ZM189 154H190V153H189ZM242 154H243V153H242ZM249 154H250V152H249ZM103 155H104V154H103ZM105 155H106V154H105ZM175 155H176V154H175ZM178 155H179V154H178ZM196 155H198V154H196ZM244 155H245V154H244ZM244 155H243V156H244ZM246 155H247V153H246ZM158 156H159V155H158ZM172 156H173V155H172ZM189 156H190V155H189ZM199 156H200V155H199ZM106 157H107V156H106ZM182 157H183V156H182ZM191 157H193V156H191ZM197 157H198V156H196V158H197ZM241 157H242V156H241ZM245 157H246V156H245ZM245 157H244V158H245ZM81 158H82V157H81ZM143 158H144V157H143ZM180 158H181V157H180ZM244 158H243V159H244ZM259 158H260V156H259ZM183 159H184V158H183ZM190 159H191V158H190ZM204 159H205V158H204ZM243 159H242V160H243ZM252 159H253V157H252ZM257 159H258V158H257ZM77 160H78V159H77ZM192 160H193V159H192ZM207 160H208V159H207ZM247 160H248V159H247ZM262 160H263V159H262ZM262 160H261V161H262ZM187 161H189V158L187 159ZM201 161H202V157H201ZM243 161H244V160H243ZM251 161H252V160H251ZM263 161H264V160H263ZM204 162H205V161H204ZM259 162H260V161H259ZM133 163H134V162H133ZM194 163H196V162H194ZM244 163H245V162H244ZM252 163H253V162H252ZM260 163H261V162H260ZM197 164H198V163H197ZM257 164H258V163H257ZM110 165H111V164H110ZM132 165H133V164H132ZM201 165H203V164H201ZM258 165H260V164H258ZM255 166H256V165H255ZM255 166H254V167H255ZM78 167H79V166H78ZM256 167H257V166H256ZM260 167H261V166H260ZM259 169H260V168H259ZM4 170H5V169H4ZM257 170H258V169H257ZM263 170H264V169H263ZM244 171H245V170H244ZM260 171H261V170H260ZM238 172H239V171H238ZM262 173H264V172H262ZM262 173L260 172V174H262ZM252 174H254V173H252ZM252 174H250L251 177H252ZM257 174H258V173H257ZM255 175H256V174H255ZM242 176H243V175H242ZM251 177H247V179L250 178V180H251ZM259 177L261 178V177H263V176H259ZM259 177H258V178H259ZM241 178H242V177H241ZM253 178H254V177H253ZM243 179H244V178H243ZM256 179H257V178H256ZM252 180H253V179H252ZM243 181H244V180H243ZM254 181H255V180H254ZM249 182H250V181H249ZM27 183H28V182H27ZM39 183H40V182H39ZM45 183H46V182H45ZM253 183L255 184V182H253ZM250 184H251V183H250ZM16 185H17V184H16ZM7 186H8V185H7ZM253 186H254V185H253ZM251 187H252V186H251ZM250 191H251V190H250ZM253 191H254V190H253ZM237 193H239V192H237ZM238 195H239V194H238ZM247 195H248V194H247ZM247 199H248V198H247ZM17 200H18V199H17ZM237 206H238V205H237ZM241 207H242V206H240V210H241ZM247 207H249V206H247ZM234 208H236V206H235ZM238 208H239V207H238ZM251 208H252L253 210H255L254 207H251V205H250V209H251ZM255 208H256V206H255ZM257 208H258V207H257ZM252 209H251V210H252ZM233 210H234V209H233ZM235 210H236V209H235ZM245 210H246V209H245ZM248 210H249V209H248ZM248 210H247V212H248L249 215H252V214L254 213V216H255V213L257 212V210H256V212L254 211L253 213H252L251 210H249V211H251V213H249ZM258 211H259V210H258ZM231 212H232V211H231ZM234 212H236V211H234ZM238 212H239V211H238ZM240 212H241V211H240ZM236 213H237V212H236ZM258 213H259V212H258ZM243 214H244V213H243ZM237 215H238V214H237ZM258 215L260 216V214H258ZM254 216H252V217H254ZM263 216H264V215H263ZM263 216H262V217H263ZM240 217H242V216L240 215ZM240 217H239V218H240ZM39 218H40V217H39ZM60 218H61V217H60ZM236 218H238V216H237ZM236 218H235V219H236ZM257 218H259V217H257ZM260 218H261V217H260ZM240 219H241V218H240ZM261 219H263V218H261ZM256 220H259V219H256ZM259 221H261V220H259ZM256 223H257V221H256ZM262 223H264V222L262 221ZM262 223H261V224H262ZM261 224H260V225H261ZM262 226H263V225H262ZM257 228H258V225H257ZM259 228H260V227H259ZM260 229H262V228H260ZM256 230H257V229H256ZM187 232H188V231H187ZM39 253H40V252H39ZM60 254H61V253H60ZM63 256H64V255H63ZM53 260H54V259H53ZM49 261H50V260H49ZM230 261H231V260H230ZM99 263H100V262H99ZM92 264H93V263H92Z\"/></svg>",
    "mask_w": 264,
    "mask_h": 264
}]
</instances>
